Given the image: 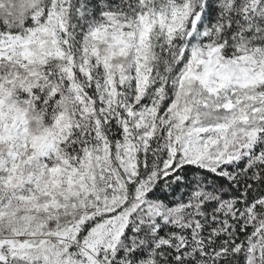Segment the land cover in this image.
Returning <instances> with one entry per match:
<instances>
[{"label": "snow or ice", "instance_id": "snow-or-ice-1", "mask_svg": "<svg viewBox=\"0 0 264 264\" xmlns=\"http://www.w3.org/2000/svg\"><path fill=\"white\" fill-rule=\"evenodd\" d=\"M0 264H264V0H0Z\"/></svg>", "mask_w": 264, "mask_h": 264}]
</instances>
